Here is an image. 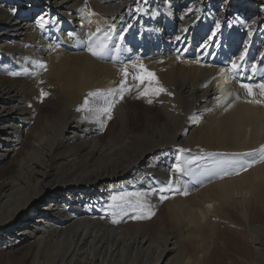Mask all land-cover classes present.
Segmentation results:
<instances>
[{
	"label": "bare ground",
	"instance_id": "1",
	"mask_svg": "<svg viewBox=\"0 0 264 264\" xmlns=\"http://www.w3.org/2000/svg\"><path fill=\"white\" fill-rule=\"evenodd\" d=\"M261 85L264 0H0L6 263L264 264Z\"/></svg>",
	"mask_w": 264,
	"mask_h": 264
},
{
	"label": "rangeland",
	"instance_id": "2",
	"mask_svg": "<svg viewBox=\"0 0 264 264\" xmlns=\"http://www.w3.org/2000/svg\"><path fill=\"white\" fill-rule=\"evenodd\" d=\"M36 13H38V12H36ZM241 42H243V40ZM9 62H10V64H8L6 66H11L12 68L16 67V65H17L16 60L9 58ZM7 69H9V68H7ZM7 69L5 72H9V70H7ZM9 154H11V151H9ZM115 196H116V204L118 207H120V210L122 212L123 211L124 212H130L131 214L137 213V217H138V215L140 217H144V218H140V219H144L145 221L149 220L152 217L153 212L156 210L155 209L156 206L154 205V203L152 201L153 198H150L148 201L138 199L134 195L126 193L125 190H123V189L117 190L115 193ZM126 217H129L128 214L126 215ZM249 241L252 245L255 244V241L252 240V238H250ZM220 244H222V243L220 242ZM16 249H17L16 246H12V245L4 246L0 243V264H8V263H6V260H7L6 258L8 257V255H12V254L17 255ZM228 252L230 253V258H227L229 260L226 261L225 264H230V259L234 260L236 258H240L237 254H235L233 251H231V248L229 250L223 249L222 250L223 256L225 255L226 257H229Z\"/></svg>",
	"mask_w": 264,
	"mask_h": 264
},
{
	"label": "snow or ice",
	"instance_id": "3",
	"mask_svg": "<svg viewBox=\"0 0 264 264\" xmlns=\"http://www.w3.org/2000/svg\"><path fill=\"white\" fill-rule=\"evenodd\" d=\"M41 27L43 26L42 24L40 25ZM104 48V45H100V50L98 51V50H94V49H92V48H89V51L91 52V54L93 55V56H98V55H100L101 54V51H102V49ZM41 67H43V65H41ZM233 69H235V67H236V65H235V63H233ZM143 70V69H142ZM13 75H15V73H13ZM124 75L125 76H127V72H125L124 73ZM146 75L148 76V77H153V74L152 73H150V72H146ZM135 79H142V77H134ZM154 78V77H153ZM123 81H121V84L123 85ZM242 87H244V88H247L248 89V91H249V95H251L252 93H251V89L249 88V86L248 85H242ZM261 88H264V85H261L260 86ZM111 91V90H110ZM158 91H162V89H160V90H158ZM97 93H95V92H90V93H88V95L89 96H94V95H96ZM42 95H44V93H42ZM149 103H151V100H149L148 101ZM250 102H252V103H260V101H250ZM85 104H87V100H85ZM79 110V109H78ZM193 122H198V120H195L194 119V121ZM261 152L262 153H264V146H262L261 147ZM249 166H251V165H249ZM161 192H163V191H165V189H161L160 190ZM163 199H165V197L164 196H161V200H163ZM139 218H143V217H139ZM116 221L114 220L113 221V223H115Z\"/></svg>",
	"mask_w": 264,
	"mask_h": 264
}]
</instances>
